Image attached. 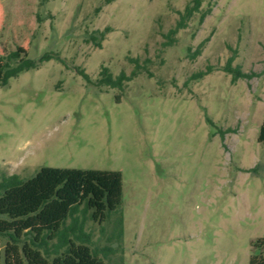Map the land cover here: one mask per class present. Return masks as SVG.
Returning a JSON list of instances; mask_svg holds the SVG:
<instances>
[{
    "label": "rangeland",
    "instance_id": "obj_1",
    "mask_svg": "<svg viewBox=\"0 0 264 264\" xmlns=\"http://www.w3.org/2000/svg\"><path fill=\"white\" fill-rule=\"evenodd\" d=\"M190 1L0 0V57L51 55L0 84V181L119 172L120 210L85 223L104 264H249L264 238V0H201L163 45ZM102 66L136 73L106 87Z\"/></svg>",
    "mask_w": 264,
    "mask_h": 264
},
{
    "label": "trees",
    "instance_id": "obj_2",
    "mask_svg": "<svg viewBox=\"0 0 264 264\" xmlns=\"http://www.w3.org/2000/svg\"><path fill=\"white\" fill-rule=\"evenodd\" d=\"M200 5L201 0H191L179 12V20L165 34L168 41L163 45L172 44L177 30L185 26ZM205 15L201 14L200 21ZM108 30L93 32L95 46L101 45ZM200 52L198 45L193 54ZM50 57L44 54L36 62L27 57L24 48L17 47L6 57H0V84ZM128 60L134 64L135 70L142 68L137 58L128 57ZM232 61L233 56H230L224 66V71L232 74L231 79L248 77L239 66H232ZM78 73L87 77L84 70ZM135 73L134 70L130 75L121 72L113 77L108 68L102 66L97 83L122 88L123 82ZM257 140L264 142V121ZM121 197V175L115 171L42 167L27 179L16 174L3 175L0 181V264H104L90 247V234L85 231V223L87 220L106 223L112 212L120 210ZM115 225L112 236L119 240L122 237L120 212ZM2 239L6 240L3 252ZM249 264H264V238L251 243Z\"/></svg>",
    "mask_w": 264,
    "mask_h": 264
}]
</instances>
